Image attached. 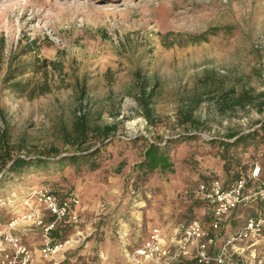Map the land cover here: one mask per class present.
Here are the masks:
<instances>
[{
    "label": "rangeland",
    "instance_id": "1",
    "mask_svg": "<svg viewBox=\"0 0 264 264\" xmlns=\"http://www.w3.org/2000/svg\"><path fill=\"white\" fill-rule=\"evenodd\" d=\"M12 54L14 65L36 56L54 61L55 69H46L49 90L42 94L17 95L0 83V142L9 154L54 159L100 150L93 170L39 168L2 181L0 228L21 212L30 186L71 191L82 209L73 229L89 234L72 247L93 234V251L105 236L118 245L119 223L133 227L132 245L153 225L169 241L193 214L207 223L193 190L202 174L227 181L218 148L208 141L230 140L264 119V0H0L1 74ZM28 77L43 78L20 79ZM112 123V137L101 138L95 128ZM182 135L194 138L174 144L172 171L136 182L133 166L145 141ZM138 136L144 140L133 141ZM238 154L242 173L252 161L264 164L261 146ZM262 206H238L219 237ZM66 233L74 235L72 228ZM6 252L1 248L0 260ZM225 264H264V229L256 239L231 243Z\"/></svg>",
    "mask_w": 264,
    "mask_h": 264
},
{
    "label": "built area",
    "instance_id": "2",
    "mask_svg": "<svg viewBox=\"0 0 264 264\" xmlns=\"http://www.w3.org/2000/svg\"><path fill=\"white\" fill-rule=\"evenodd\" d=\"M261 171L260 163L255 160L245 172H239L226 182L212 178L197 183L193 191L209 216L207 223L191 219L170 247L164 243L161 229L150 226L142 242L126 253L128 264H175L188 257L197 264H225L227 247L231 243L256 239L264 229V179L261 178ZM254 203L263 206L256 214L246 216L233 234L220 238L219 231L228 215L238 206H251ZM21 204L23 211L0 228V237L9 247L0 264L32 262V251L15 233L16 228L23 224L39 229L41 244L38 256L49 264H61L58 252L89 235H82L81 230H76L73 237L62 241H55L52 237L58 223L68 222L75 226L80 218L79 198L71 191L30 186ZM218 238L219 243L216 242Z\"/></svg>",
    "mask_w": 264,
    "mask_h": 264
},
{
    "label": "trees",
    "instance_id": "3",
    "mask_svg": "<svg viewBox=\"0 0 264 264\" xmlns=\"http://www.w3.org/2000/svg\"><path fill=\"white\" fill-rule=\"evenodd\" d=\"M34 41L29 40L26 44L31 46ZM33 48L30 47L27 51H24L20 54H25L26 52L32 51ZM16 55H10L6 62V68L4 72L0 73V83L1 88L7 90L10 93L17 95H23L25 93L33 94L39 93L42 94L49 90V85L47 84L45 77L46 69L51 67L55 69L54 61L46 59L44 57L32 58L31 63H18L13 64L14 58ZM26 74L42 75L41 81L34 82L32 79L24 78L20 79ZM77 83H74L75 86ZM76 90V88H74ZM82 93V91H80ZM144 106H146L144 104ZM80 122V121H79ZM83 124V123H82ZM81 124V130L77 134L82 136L84 132V127ZM98 132V135L101 138H110L112 133L116 129L115 123L105 124L102 127L95 128ZM193 136H179L176 138L166 139L161 143L155 141H145V147L142 151L141 158L139 161L134 163L133 170L135 172L134 179L137 182L139 179H144L148 174L154 171H172V160L170 158L169 152L174 146V144L192 139ZM230 140H221V139H211L208 141L209 144H212L218 148V155L222 160V175L227 178L237 175L240 172V169L245 168L238 152L245 148H252V150L258 149L260 146L264 148V119L259 123L255 128H252L250 131L231 134L229 135ZM144 140L143 137L138 136L134 137L135 140ZM0 142V166L5 167V170L0 174V183L7 181L14 177H18L31 170L37 171L39 168L47 169L52 168L54 170H62L65 167H79L82 165H87L89 169L93 170L98 167L99 161L97 154L100 150L99 147H94L90 150L76 151L74 153L65 154L57 156L54 159L39 158V157H21V156H12L9 154V148L4 144L1 145ZM261 178L264 179V164L261 163ZM233 175V176H234ZM218 175L202 174L199 178V181H207L212 178H218ZM196 197V196H195ZM196 202L198 205H202V201L196 197ZM206 219L209 218L207 213ZM233 214V213H232ZM198 219L195 214H193L188 221L191 219ZM244 220V219H243ZM64 227L72 228L68 222H64ZM56 241H62L67 238V236L59 235L58 233L52 236ZM175 264H197L192 258H182Z\"/></svg>",
    "mask_w": 264,
    "mask_h": 264
},
{
    "label": "crops",
    "instance_id": "4",
    "mask_svg": "<svg viewBox=\"0 0 264 264\" xmlns=\"http://www.w3.org/2000/svg\"><path fill=\"white\" fill-rule=\"evenodd\" d=\"M18 209L20 211H23V206H21L20 203ZM47 218L48 217L46 216L45 219ZM119 224L122 226V224L124 223ZM137 224L138 223H136V225ZM120 227L114 230V232L117 234L116 238H118V245H113L112 242L108 243V238H106L105 236L103 240L99 242L97 248L98 250L93 251L89 248L91 244L90 242L94 241L93 234L90 238H88L85 244L81 246L75 245L74 247L59 251L58 258L60 259L61 264H128L126 253L129 252L133 247L139 245L145 237L139 243L132 245L133 242H135V239H133L132 243H130L132 237L130 236L129 231L132 230L133 227L130 228L128 226L127 229ZM73 228L74 226H72V230L74 232ZM66 231L67 228L64 227V224L58 223L55 230L52 232V236L58 233L59 235H65L69 237V234L66 233ZM15 233L33 253V260L30 264H36L35 260L37 259V257H39L38 249L41 244L39 229L37 227L29 226V224H23L20 227L16 228ZM176 238L177 237L171 238L169 239V241H165L163 238V241L167 246L170 247L173 245ZM0 246V251L1 248H7V250H9L7 243H5L4 241L2 243L1 239Z\"/></svg>",
    "mask_w": 264,
    "mask_h": 264
}]
</instances>
